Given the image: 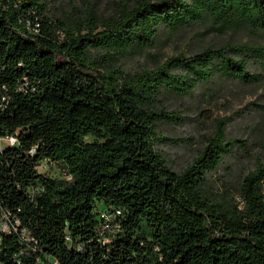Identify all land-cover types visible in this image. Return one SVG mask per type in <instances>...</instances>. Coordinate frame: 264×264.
<instances>
[{
  "label": "trees",
  "instance_id": "trees-1",
  "mask_svg": "<svg viewBox=\"0 0 264 264\" xmlns=\"http://www.w3.org/2000/svg\"><path fill=\"white\" fill-rule=\"evenodd\" d=\"M47 7L0 0V137L19 140L0 149V216L16 226L0 241V264H264V162L238 197L211 187L245 146L227 135L232 116L215 121L181 171L157 147L177 142L160 125L184 119L166 95L218 75L260 80L251 66L264 70V44L210 46L134 73L117 64L161 26L264 33V0H123L108 18L86 3L71 20ZM52 163L70 178L41 171Z\"/></svg>",
  "mask_w": 264,
  "mask_h": 264
},
{
  "label": "rangeland",
  "instance_id": "rangeland-1",
  "mask_svg": "<svg viewBox=\"0 0 264 264\" xmlns=\"http://www.w3.org/2000/svg\"><path fill=\"white\" fill-rule=\"evenodd\" d=\"M123 0H47V15L53 19L71 20L81 14L88 3L100 17L117 15ZM133 3L134 0H128ZM235 43L264 44V33L247 27L218 29L198 23L179 30L165 26L158 29L155 42L145 48H136L120 57L118 66L125 72L134 73L152 69L168 57L180 53L193 54L206 47H219ZM253 72H261L262 78L254 83L215 76L198 85L196 91L187 95H166L163 102L176 110L184 119L178 123H162L161 134L177 142L164 141L157 147L174 169H184L206 145V139L215 129L217 119L232 116L227 126L228 137L245 142L228 155L221 166L211 175L214 191L226 188L238 197V186L243 176L254 169L259 161L264 162V70L251 66ZM241 112L234 115L236 111ZM86 140H94L93 136ZM41 171L50 176L70 178L58 164L41 166ZM61 169V173H59Z\"/></svg>",
  "mask_w": 264,
  "mask_h": 264
},
{
  "label": "built area",
  "instance_id": "built-area-1",
  "mask_svg": "<svg viewBox=\"0 0 264 264\" xmlns=\"http://www.w3.org/2000/svg\"><path fill=\"white\" fill-rule=\"evenodd\" d=\"M18 144L19 140L18 137L15 135H6L0 137V149H3L6 145ZM103 218L106 219V221H109L112 217L108 213L103 212ZM15 227L16 226L13 225V222H11L10 217L6 213H2V215L0 216V241L2 240V237L5 233L10 232L11 230L15 229Z\"/></svg>",
  "mask_w": 264,
  "mask_h": 264
}]
</instances>
